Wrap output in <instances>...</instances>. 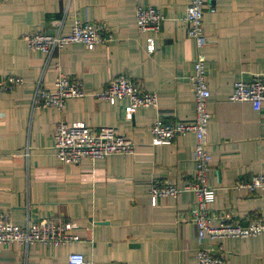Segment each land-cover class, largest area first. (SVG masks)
Instances as JSON below:
<instances>
[{"label":"crops","instance_id":"obj_1","mask_svg":"<svg viewBox=\"0 0 264 264\" xmlns=\"http://www.w3.org/2000/svg\"><path fill=\"white\" fill-rule=\"evenodd\" d=\"M189 0H7L0 1V80L9 74L23 83L0 91V213L17 226L41 218L73 223L82 238L68 245L12 243L0 249L1 264H68L71 252L88 264H196L205 248L223 254L225 264H264V235L245 239L197 238L189 210L195 196L158 198L152 183L169 179L178 188L193 179L195 136L153 145L150 127L165 121H192L194 95L189 80L197 54L184 22ZM137 5L164 15L156 50H145L147 34L135 23ZM102 21L113 39L87 49L66 45L48 57L27 46L28 31L67 34L76 20ZM207 85L210 90L207 184L215 188L212 215L246 224L264 216V190L247 192L238 181L264 174V103L255 111L248 101L232 102L235 81L264 73V0H216L203 12ZM126 73L155 92L158 106L123 117V102L94 98L108 81ZM59 74L80 81L90 94L71 98L62 110L33 106L36 85L54 90ZM59 121L109 126L134 144L129 154L61 163L53 150Z\"/></svg>","mask_w":264,"mask_h":264},{"label":"built area","instance_id":"obj_2","mask_svg":"<svg viewBox=\"0 0 264 264\" xmlns=\"http://www.w3.org/2000/svg\"><path fill=\"white\" fill-rule=\"evenodd\" d=\"M7 1V0H0ZM69 1V0H68ZM216 0H189L184 22L187 35L194 40L197 54L192 62L189 80L193 88L195 114L192 121H165L157 118L150 127L151 143L166 145L187 133L195 136L193 162L195 172L193 179L183 189L178 188L169 179H157L152 183L150 197L154 205L158 198L177 197L183 190L194 194L195 200L189 210L190 220L195 227L197 238L223 239L228 237L248 238L264 235V216L257 215L248 219L246 224L228 219V215L215 216L211 213V204L216 190L207 184L211 155L207 149V128L211 113L208 111L210 90L207 85L206 57L201 49L206 44L203 32V12L205 7L214 11ZM164 15L153 6L137 5L135 23L140 33L147 34L145 50L150 55L156 50V36L161 30ZM27 46L41 51L48 57L52 52L61 51L71 43H81L87 49L105 45L112 41L113 35L108 25L102 21L76 20L69 33L62 34L60 27L56 31H28L21 35ZM23 83L19 76L9 74L0 80V91H10ZM54 90L36 85L33 106L38 109L53 107L64 109L71 98H81L89 93L84 85L71 77L59 74L54 82ZM94 98L115 104L122 101L123 117L131 119L138 109L157 107L158 96L155 92L144 89L140 81L126 73L111 78L99 91H91ZM232 102L248 101L255 111L264 103V73L254 75L249 81L238 80L232 85L229 95ZM53 150L57 159L63 164H76L82 159H101L109 155L129 154L134 150L133 142L114 127H92L82 121H59L53 133ZM235 187L247 192L264 190V174L252 175L248 180L238 181ZM82 235L70 221L41 218L28 220L24 226H17L9 215L0 213V249L12 243L25 246L43 243L52 246L68 245L80 241ZM196 264H225V257L213 255L205 248L195 252ZM68 264H88L83 254L71 252ZM1 264V263H0Z\"/></svg>","mask_w":264,"mask_h":264}]
</instances>
